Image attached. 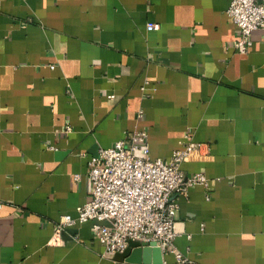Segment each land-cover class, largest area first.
<instances>
[{
  "label": "crops",
  "instance_id": "1",
  "mask_svg": "<svg viewBox=\"0 0 264 264\" xmlns=\"http://www.w3.org/2000/svg\"><path fill=\"white\" fill-rule=\"evenodd\" d=\"M227 3L0 0V264H161L55 230L90 197L86 159L133 128L152 157L205 143L179 166L206 187L172 193L189 264H264V23L235 51Z\"/></svg>",
  "mask_w": 264,
  "mask_h": 264
},
{
  "label": "built area",
  "instance_id": "2",
  "mask_svg": "<svg viewBox=\"0 0 264 264\" xmlns=\"http://www.w3.org/2000/svg\"><path fill=\"white\" fill-rule=\"evenodd\" d=\"M225 12L237 27L233 47L244 53L251 43V31L264 23V0H228ZM156 27V23H146V29ZM140 113L139 108L137 115ZM146 137L145 129L133 128L112 144L98 147L86 159L90 197L75 206V215L61 214L55 230L87 221L102 252H122L130 241L137 245L153 242L160 251L161 264H189L173 244L178 203L172 193L185 195L196 183L206 187L207 179L201 171L184 175L179 166L205 143L187 138L164 159L149 155ZM72 176L77 179L78 173ZM165 252L172 253L173 261H165Z\"/></svg>",
  "mask_w": 264,
  "mask_h": 264
},
{
  "label": "water",
  "instance_id": "3",
  "mask_svg": "<svg viewBox=\"0 0 264 264\" xmlns=\"http://www.w3.org/2000/svg\"><path fill=\"white\" fill-rule=\"evenodd\" d=\"M102 223H107L106 221H101ZM66 231H70L71 228L65 227L64 228ZM121 254L126 255V249L122 252ZM126 261H131V262H155V263H160L161 261V255L160 251L157 246L153 245V242H151L150 245H137L132 247L127 255L124 257Z\"/></svg>",
  "mask_w": 264,
  "mask_h": 264
}]
</instances>
